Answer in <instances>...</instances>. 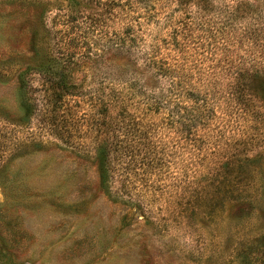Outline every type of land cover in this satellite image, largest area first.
<instances>
[{"label": "rangeland", "instance_id": "rangeland-1", "mask_svg": "<svg viewBox=\"0 0 264 264\" xmlns=\"http://www.w3.org/2000/svg\"><path fill=\"white\" fill-rule=\"evenodd\" d=\"M72 10L99 23L71 54L81 94L54 111L42 72L65 63ZM121 10L190 59L194 114L149 110L114 50ZM0 264H264V0H0Z\"/></svg>", "mask_w": 264, "mask_h": 264}, {"label": "trees", "instance_id": "trees-1", "mask_svg": "<svg viewBox=\"0 0 264 264\" xmlns=\"http://www.w3.org/2000/svg\"><path fill=\"white\" fill-rule=\"evenodd\" d=\"M95 2V0H92ZM100 14L95 13L93 16L84 15L79 11L72 10L70 14L65 15V26L60 28L57 33L61 35L64 48H60L62 59L65 63L63 66L42 72V77L45 84L50 85V106H53L57 111L61 109V105L69 97H77L81 93L79 87L75 83L74 71L77 64L72 62L71 54L75 53V47L79 46L78 38L81 37V30L87 23H92L94 26L99 23ZM71 23V26L68 25ZM121 29L117 33L113 42L114 50L118 55H122L123 61H126L127 66L132 73L138 75L144 89H150L145 100L149 110H164L168 115L187 117L194 114L197 110L199 101L198 95L185 91L184 87L187 82L193 77V69L190 68L189 58L179 55L160 54V41L148 40L144 33H138L136 25L133 24L126 11H120ZM96 27V26H95ZM79 31V33L77 32ZM84 43V42H83ZM163 49V48H162ZM87 60H91L90 57ZM240 87V88H239ZM238 86V89H242ZM242 91V90H239ZM238 91V92H239ZM118 99L114 91H109L103 95L101 99V111L99 115L102 117L101 125L107 133H112V126L119 120H124L126 111L124 103L119 105V111L113 117L110 115L111 106H116ZM113 146V144L111 145ZM113 150L109 148L106 141L100 147L99 155L97 156V166L100 180L106 182L109 178V161L113 155Z\"/></svg>", "mask_w": 264, "mask_h": 264}]
</instances>
